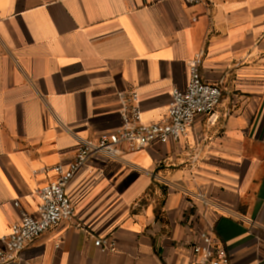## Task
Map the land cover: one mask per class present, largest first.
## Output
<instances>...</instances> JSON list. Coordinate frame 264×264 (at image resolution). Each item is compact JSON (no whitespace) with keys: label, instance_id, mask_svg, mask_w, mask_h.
<instances>
[{"label":"crops","instance_id":"obj_1","mask_svg":"<svg viewBox=\"0 0 264 264\" xmlns=\"http://www.w3.org/2000/svg\"><path fill=\"white\" fill-rule=\"evenodd\" d=\"M200 52L214 113L179 142L95 157L68 185L76 216L8 264H195L210 230L232 264H264V0H0V248L52 167L120 128V93L162 120Z\"/></svg>","mask_w":264,"mask_h":264},{"label":"built area","instance_id":"obj_2","mask_svg":"<svg viewBox=\"0 0 264 264\" xmlns=\"http://www.w3.org/2000/svg\"><path fill=\"white\" fill-rule=\"evenodd\" d=\"M182 1L193 5L202 2ZM203 55L200 52L189 62L190 76L186 87L172 88L167 114L160 121H145L135 91L120 93V128L102 133L94 140L82 141L71 161L52 167L55 180L36 190V210L33 213L21 212L20 219L11 225L9 234L4 237V247L0 248V264L16 261L20 252L44 233L76 216L75 204L67 191L68 185L76 173L89 165L95 157L116 160L122 158L125 152L138 151L149 145L179 142L188 135L198 117L214 113L222 102V92L218 85L204 78ZM95 239V245L101 252L117 250V242L113 238L99 236ZM191 250L195 264H232L226 248L212 230L202 234L199 241L192 244Z\"/></svg>","mask_w":264,"mask_h":264}]
</instances>
